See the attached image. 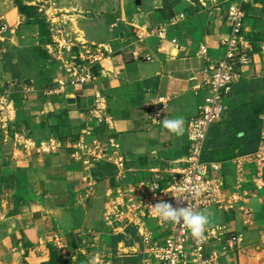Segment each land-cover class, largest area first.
<instances>
[{
  "label": "crops",
  "instance_id": "1",
  "mask_svg": "<svg viewBox=\"0 0 264 264\" xmlns=\"http://www.w3.org/2000/svg\"><path fill=\"white\" fill-rule=\"evenodd\" d=\"M24 1L38 7L51 24V34L53 28L64 27L79 46L105 49V58L92 82L62 87L56 83L44 90L32 80L34 89L27 93L25 67L32 59L30 51L39 44L40 26L28 23L16 0H0V97L11 94L14 99L17 120L12 134L21 131L37 141L77 137L93 122L96 97L103 95L113 128L94 124L100 136L114 134L122 142L127 160L122 183L158 180L167 186L174 172L186 166L188 122L198 114L206 96V91L197 92L190 80L204 61L195 53H179L170 40L177 37L194 50L206 43L210 54L219 58L223 54L221 40L230 31L227 4L217 6L210 0ZM246 12V31L258 51L254 63L244 69L242 81L264 76V0L249 3ZM181 13L186 16L170 27L169 39L151 36L137 42L134 20L145 29H153ZM4 24L9 29L3 32ZM237 87L226 101L243 97ZM48 89L54 92L48 94ZM162 96L170 97L165 119L183 118L182 135L151 125L148 106ZM102 126L104 132L100 131ZM94 171L91 183L65 148L32 156L15 153L12 143L4 142L0 129V264H50L56 238L72 243L92 230L101 235V228L106 227L108 194L119 185L118 171L112 163L98 165ZM250 205L257 223L246 230V236L252 245L260 243L263 249L254 257H231L229 264H264V187L257 190ZM227 223L242 228L239 219Z\"/></svg>",
  "mask_w": 264,
  "mask_h": 264
},
{
  "label": "built area",
  "instance_id": "2",
  "mask_svg": "<svg viewBox=\"0 0 264 264\" xmlns=\"http://www.w3.org/2000/svg\"><path fill=\"white\" fill-rule=\"evenodd\" d=\"M210 1L217 6L227 4L230 31L221 40L223 54L219 58L210 54L206 43H200L198 49L194 50L182 44L177 37L170 40L179 53L187 56L195 53L204 61V66L194 72L190 80L194 82L196 91L205 90L206 96L198 114L188 122L190 146L186 166L175 171L165 187L158 180L122 183L127 172L122 142L114 134L100 136L94 124H107L113 128L114 121L103 95L96 97L91 119L93 122L87 124L77 137L64 140L49 137L40 141L21 131L12 134L17 120L14 99L11 94L0 97V129L4 134V142H11L15 153L32 156L34 153L68 149L72 158L87 172L91 183L98 165L112 163L116 166L119 185L108 194L104 221L116 232L124 224L137 226L141 243L133 252L141 256L142 264H229L231 257L238 260L245 256L254 257L263 249L262 244L252 245L248 241L246 230L253 229L257 223L256 212L250 202L257 190L264 187V140L255 152L237 155L231 160L234 172L231 184L222 172V162L203 160L210 129L226 111V97L243 80L244 69L255 60L254 44L246 31V6L254 0ZM185 16V13H181L179 17H172L167 23L153 29H145L134 20L132 26L137 42L143 43L151 36H157L161 41L169 39L170 27L177 25L179 18L184 19ZM8 29L6 24L1 27L3 32ZM45 48L63 72L57 82L60 87L94 81L97 77L96 67L105 58V49L96 45L79 46L68 36L64 27L52 29V38ZM146 58L152 59L150 55ZM24 89L28 93L34 87L25 85ZM53 92L54 89L47 90L48 94ZM169 101L170 97L162 96L148 106L151 125H162ZM179 197H184L179 203L180 207H188L195 212L202 213L217 206L223 212L234 213L242 228H234L230 223L206 225L204 239L197 240L183 223L163 222L150 208L161 201L175 207ZM148 219L155 220L158 229H150ZM99 239L100 235H95L91 244L84 241V245L77 248L73 256L75 260L81 257L78 264H117L111 249L106 250L99 244ZM54 245L65 253L69 243L64 238H56Z\"/></svg>",
  "mask_w": 264,
  "mask_h": 264
},
{
  "label": "rangeland",
  "instance_id": "3",
  "mask_svg": "<svg viewBox=\"0 0 264 264\" xmlns=\"http://www.w3.org/2000/svg\"><path fill=\"white\" fill-rule=\"evenodd\" d=\"M42 18L46 20L43 16ZM51 38V24L47 22L44 25L40 38L37 39L39 44H36L35 48L30 51L32 52L30 54L32 59L27 64V67H25L28 77L24 80V83L32 84V80H34L38 88L44 90L56 85V79L62 73L60 65L49 55L44 47V44L50 41ZM237 86L243 97L241 99L225 101L226 111L221 119L214 123L210 132L205 155V160L208 162H218L229 155H234L235 157L237 155L248 154L255 151L264 140V76H255L254 79L244 80ZM102 127L104 130L101 128L100 131L104 132L105 127ZM222 172L228 177V182L231 184L234 181L231 167L223 165ZM94 173L96 172L94 171ZM202 213L207 215L209 219L207 225L227 223L238 219L231 213V215H228L229 213L223 212L217 206H213ZM259 215L261 216L262 213L258 212ZM148 221L150 229H158L155 220L148 219ZM104 224H106L105 221ZM106 227L103 226L101 228L102 234L100 235L99 244L103 245L106 250L111 249L115 262L117 264H142L141 256L133 252L136 249L134 246L138 245L137 247L139 248L141 243L137 226L124 224L122 229L117 232L107 224ZM95 235L99 234H96L95 230H92L85 233L80 239L76 237L72 243H69L67 248V251H69L65 253H62L57 246H51V263L78 264L81 257L76 260L73 258L77 248L84 245V241H87L88 245L91 244ZM88 249L91 250L92 248L89 247ZM128 250L129 252L126 253L125 251ZM83 259H85L84 256Z\"/></svg>",
  "mask_w": 264,
  "mask_h": 264
},
{
  "label": "clouds",
  "instance_id": "4",
  "mask_svg": "<svg viewBox=\"0 0 264 264\" xmlns=\"http://www.w3.org/2000/svg\"><path fill=\"white\" fill-rule=\"evenodd\" d=\"M162 128L169 134L182 135L184 132V120L183 118L164 119ZM181 200H184V197L177 199V206L175 207L170 203L161 201L154 206H150V208L155 211L161 221L173 224L183 223L190 230L193 238L197 240L204 239L206 225L209 223L207 215L195 212L188 207H180L179 203Z\"/></svg>",
  "mask_w": 264,
  "mask_h": 264
},
{
  "label": "trees",
  "instance_id": "5",
  "mask_svg": "<svg viewBox=\"0 0 264 264\" xmlns=\"http://www.w3.org/2000/svg\"><path fill=\"white\" fill-rule=\"evenodd\" d=\"M16 2H17V4H18V6H19V9H20V11L23 13V14H25L26 16H28V23H35V24H38L39 26H40V33L42 34V31H43V29H44V25H45V23H47L46 22V20L45 19H43L42 18V16H41V14L39 13V11H38V7H36V6H34V5H30L29 3H26L24 0H16ZM247 7H248V4H247V6H246V10H247ZM247 36H248V38L253 42V44H254V49H255V52H257L258 51V47H257V44H256V42H255V40H254V38H252L251 36H249L248 34H247ZM50 41H48L47 43H49ZM47 43H45L44 44V47L46 46V44ZM45 50H46V48H45ZM96 71H97V67H96ZM98 72V71H97ZM29 85H32V84H29ZM238 85V84H237ZM236 86V85H235ZM234 86V87H235ZM234 89V88H233ZM232 92V91H231ZM230 95V94H229ZM214 125V124H213ZM213 127V126H212ZM212 127H211V129H212ZM211 129H210V132H211ZM210 132H209V136H210ZM68 137H64V138H61V139H67ZM208 140H209V137H208ZM208 140H207V143H208ZM207 143H206V148H207ZM206 148H205V152H204V157H203V160L205 161V162H208V161H206L205 160V155H206ZM258 149V148H257ZM256 149V150H257ZM255 150V151H256ZM255 151H252V152H255ZM252 152H250V153H252ZM234 158V155H229V156H227L226 158H224V159H221V160H219L218 162H222L223 163V165H228V166H230L231 167V169H232V171H233V168H232V164H231V160ZM209 162H211V161H209ZM101 165H103V164H101ZM233 175H234V172H233ZM225 176V175H224ZM225 178H226V180H227V182H228V177H226L225 176ZM229 183V182H228ZM50 264H54V263H51V260H50Z\"/></svg>",
  "mask_w": 264,
  "mask_h": 264
}]
</instances>
